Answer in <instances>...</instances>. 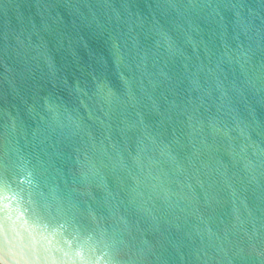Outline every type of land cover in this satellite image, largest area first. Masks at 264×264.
Masks as SVG:
<instances>
[{"label":"water","instance_id":"water-1","mask_svg":"<svg viewBox=\"0 0 264 264\" xmlns=\"http://www.w3.org/2000/svg\"><path fill=\"white\" fill-rule=\"evenodd\" d=\"M0 264H264V0H0Z\"/></svg>","mask_w":264,"mask_h":264}]
</instances>
